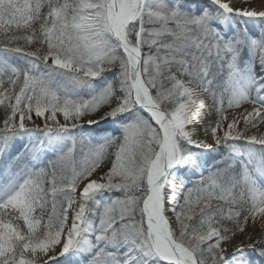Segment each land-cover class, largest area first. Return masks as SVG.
Returning <instances> with one entry per match:
<instances>
[{"label": "snow or ice", "instance_id": "1", "mask_svg": "<svg viewBox=\"0 0 264 264\" xmlns=\"http://www.w3.org/2000/svg\"><path fill=\"white\" fill-rule=\"evenodd\" d=\"M0 264H264V0H0Z\"/></svg>", "mask_w": 264, "mask_h": 264}, {"label": "bare ground", "instance_id": "2", "mask_svg": "<svg viewBox=\"0 0 264 264\" xmlns=\"http://www.w3.org/2000/svg\"><path fill=\"white\" fill-rule=\"evenodd\" d=\"M257 2H259V0Z\"/></svg>", "mask_w": 264, "mask_h": 264}, {"label": "rangeland", "instance_id": "3", "mask_svg": "<svg viewBox=\"0 0 264 264\" xmlns=\"http://www.w3.org/2000/svg\"><path fill=\"white\" fill-rule=\"evenodd\" d=\"M258 1V0H257Z\"/></svg>", "mask_w": 264, "mask_h": 264}]
</instances>
